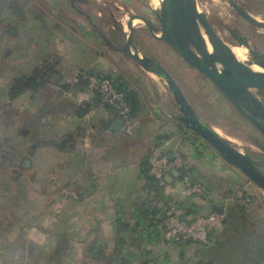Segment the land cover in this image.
<instances>
[{
	"label": "crops",
	"instance_id": "crops-1",
	"mask_svg": "<svg viewBox=\"0 0 264 264\" xmlns=\"http://www.w3.org/2000/svg\"><path fill=\"white\" fill-rule=\"evenodd\" d=\"M30 8L24 7L23 19L14 18L11 22L15 30L20 29L12 34L16 41L13 58L28 55L29 61L32 59L12 74V80L30 75L35 70L28 67L32 63L39 66L50 60L52 43L58 40L66 43L68 52L76 53L72 55H78L80 50L81 42L76 38L79 36L65 33L62 23L49 27L42 11ZM29 15L34 18L29 24L31 31L26 26ZM5 18L6 15L1 17ZM3 28L0 27V35ZM52 36L55 41L50 45ZM26 38L30 44L33 41L43 45L39 44L35 51L33 47L28 50L20 44ZM82 60L89 64H80L75 73L70 69L57 71L59 80H53L52 95L39 101L47 107L44 132L40 135L48 142L44 145L45 154L60 155V162L46 166L69 193L61 199V226L57 228L51 221L50 227H45L46 232L53 230L54 237L41 254H36L34 248L29 264H40L45 255H49L50 264H264V191L182 127L175 118L178 108L170 91L168 95L167 91L158 90L155 82L151 87L156 76L139 67L142 73L137 75L123 69L121 74L126 90L141 99L143 111L134 120L133 134L126 133L124 124L114 130L122 119L110 109L98 103L82 105L77 100L83 92L82 80L78 81L77 76L87 73L89 78L97 77L101 72L90 69L91 62L84 55ZM60 80L62 84L56 85ZM83 109H89L88 113L83 114ZM189 135L198 141V146L189 144ZM160 140L170 142L171 156L183 155L185 168H191L193 176L207 185L210 199L185 196V182L179 178L166 182L162 195L152 187L145 173L152 150ZM218 163L227 173L219 170ZM180 203L196 206L198 215L214 214L215 206L223 207L226 223L213 231L207 247L195 243L185 246L167 234L164 214L171 205Z\"/></svg>",
	"mask_w": 264,
	"mask_h": 264
},
{
	"label": "rangeland",
	"instance_id": "rangeland-1",
	"mask_svg": "<svg viewBox=\"0 0 264 264\" xmlns=\"http://www.w3.org/2000/svg\"><path fill=\"white\" fill-rule=\"evenodd\" d=\"M89 1V5H80L78 8L88 13L106 36L119 46H124L128 37L129 30L126 25L131 15L143 14L150 18L153 10L160 8L159 0ZM197 2L200 11L207 15L220 37L233 49H242L245 52V60L242 62L248 64L251 55L233 35L248 39L252 50L264 54V30L256 29L242 20L226 1L197 0ZM238 2L258 20L264 21V0H238ZM1 3L4 7L0 5V27L4 28L0 35L2 55L0 58L2 60V63L0 60L2 64L0 67V264H9L10 261L11 264L13 261V264H19L21 261L23 264H29V257L31 258L30 255L34 253V248L37 250L36 254H41L44 245L54 237L53 230L49 228L46 232L45 227L47 225L50 227L51 221L57 228L61 226L60 214L63 211L61 199L68 195L69 191L61 186L59 177L46 166L60 162V155L45 154L44 145L48 142L40 137L43 134L41 132H44V114L47 107L39 101L52 95L53 81L46 78V85L36 94L28 92L18 97L9 94L12 74L25 67L24 63L29 65L32 59L29 61L28 55L22 59L13 58L12 47L16 41L12 34L20 29L15 30L11 22L14 18L21 20L23 17L21 18L19 14L9 16L10 13H4L5 9L9 10V6L14 3L26 8L29 5V9L39 8L46 17L45 21L49 27L56 22L62 23L65 33L79 36H75L79 38L77 41L81 42L78 44L80 47V50H77L78 55H72L76 53L68 52L66 43L58 40L52 43L50 60L42 61L39 66L32 63L28 67L56 66L57 71L70 69L75 73L80 64H89L82 60L84 55L85 59L91 62L90 69L96 71L104 69L108 72L112 67H119L131 75L142 72L132 61L109 50L88 20L71 9L67 0H0ZM3 15H6V18L2 20ZM33 19V16H28L29 21L26 26L29 31L32 27L29 24H32ZM135 25L139 31L136 44L140 51L163 62L183 88L201 118L216 132L219 131L221 136L240 152L259 163L264 171V137L237 113L209 81L190 69L164 44L143 33L142 22L137 21ZM118 28L122 30L123 37L119 35ZM49 40L51 45L55 37L52 36ZM31 43L26 38L20 44L28 50L33 47V51L40 47L38 42ZM110 76L116 80L115 76ZM154 82L158 90L167 91L169 95L165 82L155 77L149 85L153 87ZM61 84L60 80L56 85ZM255 93L264 98L263 91H255ZM49 258V255H45L44 258L42 257L45 260L40 264H50ZM74 264H77V261Z\"/></svg>",
	"mask_w": 264,
	"mask_h": 264
},
{
	"label": "water",
	"instance_id": "water-1",
	"mask_svg": "<svg viewBox=\"0 0 264 264\" xmlns=\"http://www.w3.org/2000/svg\"><path fill=\"white\" fill-rule=\"evenodd\" d=\"M74 5L76 0H70ZM86 3L88 0H77ZM160 10L153 11L157 15L160 34L154 31L153 23L148 17L133 14L127 21L128 37L124 46L116 45L94 23L93 18L86 12L79 10L109 50L118 53L132 61L139 68L150 73L167 84L175 105L178 108L176 120L192 133L197 135L207 146L232 168L241 173L256 188L264 191V171L259 163L240 152L228 140L224 139L198 114L173 74L160 61L154 60L139 52L134 45L137 21L142 22L151 37L163 43L176 54L190 69L195 70L209 81L226 99V101L243 117L254 129L264 137V99L255 91L264 92V54L252 50L246 38L237 37V41L249 50L254 62L244 63L234 53L233 48L226 43L207 15L201 12L197 0H159ZM226 1L235 13L252 27L264 30V21L258 20L250 14L238 0ZM13 32V31H11ZM263 71H255L254 66ZM82 105H88L84 102ZM123 122L114 125V130H120ZM29 165V163H27ZM179 171L166 176V182H173L180 178ZM191 185L196 178L189 179ZM214 214L223 216V207L215 206ZM226 223V219L223 221ZM193 239H187L191 244Z\"/></svg>",
	"mask_w": 264,
	"mask_h": 264
},
{
	"label": "built area",
	"instance_id": "built-area-1",
	"mask_svg": "<svg viewBox=\"0 0 264 264\" xmlns=\"http://www.w3.org/2000/svg\"><path fill=\"white\" fill-rule=\"evenodd\" d=\"M82 74L77 76V80ZM89 87L78 95L79 104L84 102L94 103L95 99L100 96L104 103H107L118 111L127 134H133L135 122L131 119V107L127 101L126 94L119 91L113 81L108 78L101 80L90 77ZM191 146H198V141L191 135L188 136ZM170 142L159 141L149 157L150 173L158 180H164L166 176L171 175L174 171H181L185 168L183 155L180 153L171 156L168 152ZM222 163V162H221ZM221 163L218 168L222 173L224 171ZM192 177L190 173L183 176L185 188L183 194L187 197L197 196L202 199H210L211 195L207 189V185L202 181H196L191 185L189 179ZM250 201V200H248ZM223 216L218 214H201L197 217H187L185 208L180 204L171 205L164 214L163 225L170 237L176 238L178 241L193 239V242L199 245L210 244V233L223 225Z\"/></svg>",
	"mask_w": 264,
	"mask_h": 264
},
{
	"label": "trees",
	"instance_id": "trees-1",
	"mask_svg": "<svg viewBox=\"0 0 264 264\" xmlns=\"http://www.w3.org/2000/svg\"><path fill=\"white\" fill-rule=\"evenodd\" d=\"M6 2H4V5ZM17 3H14V5L9 6V10L8 8L5 9L4 13H10V15H15V14H19V16L22 18L23 14L26 13V11L24 10V7L21 5H16ZM0 5L3 6V3H1ZM16 5V6H15ZM4 7V6H3ZM4 10V9H3ZM56 66H54L52 68V66H46L45 68H35V70L30 74V75H21L18 78L15 77L14 80H12V84L9 87V94L15 97L21 96L24 93H38L41 89L44 88V86L46 85L45 83V79L46 78H50L51 81L55 80H59L58 79V73L57 70L55 69ZM101 72L99 73L100 76L96 75L94 77H96L97 79L101 80L102 78L108 77L110 78L113 83L115 84L116 88L121 91L124 92L126 94L127 97V101L131 107V114L130 117L131 119L134 121L143 111L142 108V104H141V99L139 98V96L137 94H135L134 92H130L128 90H126V88L124 87V83L123 81L125 80L124 75L121 74V71H123L122 69H119V67H112L108 72H106L104 69H100ZM113 75L116 77V80H113V78L110 76ZM82 80V81H81ZM84 80V81H83ZM79 81L82 82V91L84 92L88 87H89V75L86 73L84 75H82L79 78ZM118 84H120V87L118 86ZM264 99V98H263ZM94 103H98L99 105H103L105 107H107L108 109H110L114 114L117 115V117H120L119 113L117 110H115V108L107 103H104L102 101V99L100 98V96H98L95 99ZM84 113H88V110L83 109ZM135 122V121H134ZM182 127H184L183 125H181ZM185 128V127H184ZM187 129V128H186ZM190 131V130H188ZM191 132V131H190ZM192 133V132H191ZM193 136L195 138H197V135H195L193 133ZM198 139V138H197ZM161 141V140H160ZM164 141V140H163ZM189 141V139H188ZM207 146V145H206ZM209 147V146H207ZM186 173H190L193 176V171L191 168H184L180 171L181 177L179 178V180L181 181V179H183V176ZM147 180L149 181V183L152 185V187L158 191L159 195H162L164 192V189L166 187V181L164 180H158L156 177H154L151 173L149 168H147V171L145 173ZM196 181L197 180L196 178ZM179 203V202H178ZM180 205H182L185 210H186V216L187 217H197L198 216V208H196V206L194 205H184L182 203H180ZM213 231L210 233V238L213 236ZM185 241H182L181 243H183L185 246H187V243H185ZM194 243V242H192ZM191 243V245H192ZM201 247H207L208 245H198ZM205 249V248H202ZM202 253V252H200Z\"/></svg>",
	"mask_w": 264,
	"mask_h": 264
},
{
	"label": "flooded vegetation",
	"instance_id": "flooded-vegetation-1",
	"mask_svg": "<svg viewBox=\"0 0 264 264\" xmlns=\"http://www.w3.org/2000/svg\"><path fill=\"white\" fill-rule=\"evenodd\" d=\"M68 1V4H69V6H70V8L71 9H73L75 12H77V13H79L78 11L79 10H81L80 8H78V6H80V5H89L90 4V1L88 0L86 3H84V2H82V1H75V3H74V5L72 4V2L70 1V0H67ZM160 10V8H158V9H156V10H153V11H159ZM141 15H143V14H141ZM144 16V15H143ZM152 23H153V25H154V31L156 32V34H160V25H159V23H158V19H157V15L153 12L152 13V17H150V18H148ZM142 28L144 29L143 30V33H145L148 37H150V38H152L151 37V34H150V32H149V29L143 24V26H142ZM118 32H119V35H121L122 36V30L120 29V28H118ZM138 33H139V31H137L136 30V32H135V37H134V45H135V47L137 48V50L139 51V52H141V53H143L142 51H140V48H139V46H137V41H136V39H137V36H138ZM123 37V36H122ZM153 39V38H152ZM156 41V40H155ZM247 41H248V39H247ZM158 43H161V42H159V41H157ZM249 42V41H248ZM125 44V43H124ZM123 44V45H124ZM141 44V43H140ZM163 44V43H162ZM117 45V44H116ZM119 46V45H118ZM166 46V45H165ZM167 47V46H166ZM168 48V47H167ZM144 54V53H143ZM146 55V54H145ZM122 56V55H121ZM146 56H148V57H150V58H152V59H154V60H157V61H160L159 59H157V58H155L154 56H149V55H146ZM124 57V56H123ZM251 61L252 62H254V59L251 57ZM250 61V62H251ZM161 62V61H160ZM162 64H163V62H161Z\"/></svg>",
	"mask_w": 264,
	"mask_h": 264
},
{
	"label": "bare ground",
	"instance_id": "bare-ground-1",
	"mask_svg": "<svg viewBox=\"0 0 264 264\" xmlns=\"http://www.w3.org/2000/svg\"><path fill=\"white\" fill-rule=\"evenodd\" d=\"M127 26V25H126ZM234 53L236 54V56L241 60L244 61L245 60V52L242 49H233ZM253 69L255 71H263L259 66H254ZM220 135L221 133L219 131H217ZM238 147V146H237Z\"/></svg>",
	"mask_w": 264,
	"mask_h": 264
}]
</instances>
